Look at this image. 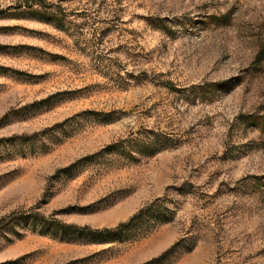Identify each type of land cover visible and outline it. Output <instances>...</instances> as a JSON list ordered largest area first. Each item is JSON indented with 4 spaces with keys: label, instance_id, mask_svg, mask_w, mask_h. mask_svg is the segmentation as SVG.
<instances>
[{
    "label": "rangeland",
    "instance_id": "1",
    "mask_svg": "<svg viewBox=\"0 0 264 264\" xmlns=\"http://www.w3.org/2000/svg\"><path fill=\"white\" fill-rule=\"evenodd\" d=\"M260 53L264 0H0V264H264Z\"/></svg>",
    "mask_w": 264,
    "mask_h": 264
},
{
    "label": "trees",
    "instance_id": "2",
    "mask_svg": "<svg viewBox=\"0 0 264 264\" xmlns=\"http://www.w3.org/2000/svg\"><path fill=\"white\" fill-rule=\"evenodd\" d=\"M53 9L56 8L57 11L59 12L60 11V6L58 5H54L52 6ZM55 10V9H54ZM56 11V10H55ZM33 14L35 15V17H37L38 19H43V20H52V21H56L58 22L59 19H58V15H57V12H54L53 14L51 13H47V12H44V11H39V10H34L33 11ZM49 15V16H48ZM46 17H51V18H46ZM263 53V52H262ZM260 53L259 56H258V60H263L264 59V55ZM112 147V145L108 146V149H110ZM155 206V203H152L150 205H148L146 208L144 209H141L138 214H136L135 216H133L130 221H128L127 223H122L120 225H118L116 228H105V229H92L90 227H78L76 225H70V224H66V223H63L59 220H54L52 221L53 222V225H55V228H58L60 229V231L64 232V233H71V231H83V230H87L89 231L90 233L94 234V235H103L105 233H112L114 231H118L119 233H122V230L123 228L128 225V224H133L134 221L138 220V219H141V217H144L153 207ZM36 217L37 219L41 222V231L44 232L45 229L48 228V226L51 224L50 222H48V220L43 216V215H40V213H37L36 214ZM55 223V224H54ZM74 229V230H72ZM82 235V234H80Z\"/></svg>",
    "mask_w": 264,
    "mask_h": 264
}]
</instances>
